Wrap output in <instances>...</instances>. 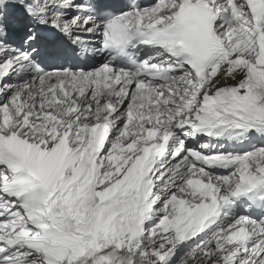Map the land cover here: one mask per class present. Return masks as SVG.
<instances>
[{
    "label": "snow or ice",
    "instance_id": "snow-or-ice-1",
    "mask_svg": "<svg viewBox=\"0 0 264 264\" xmlns=\"http://www.w3.org/2000/svg\"><path fill=\"white\" fill-rule=\"evenodd\" d=\"M203 135L264 140V0H0V264H264V143Z\"/></svg>",
    "mask_w": 264,
    "mask_h": 264
},
{
    "label": "bare ground",
    "instance_id": "bare-ground-1",
    "mask_svg": "<svg viewBox=\"0 0 264 264\" xmlns=\"http://www.w3.org/2000/svg\"><path fill=\"white\" fill-rule=\"evenodd\" d=\"M79 49H77V53L79 52L78 51ZM88 54V53H87ZM89 55V54H88ZM93 57H95V56H93ZM75 58H78L77 60L75 59ZM70 62V64H71V66H78V67H88L87 65H84L83 63H82V61H81V58H79L78 56H71V57H69V58H67L66 60H59V62ZM104 61H102V62H100V63H103ZM100 63H98V61H96L93 65H91V66H97L98 64H100ZM91 66H89V67H91ZM218 222V221H217ZM217 225H218V223H216L215 225H214V227H212V229H215L216 227H217ZM188 243H191V241H188Z\"/></svg>",
    "mask_w": 264,
    "mask_h": 264
},
{
    "label": "rangeland",
    "instance_id": "rangeland-1",
    "mask_svg": "<svg viewBox=\"0 0 264 264\" xmlns=\"http://www.w3.org/2000/svg\"><path fill=\"white\" fill-rule=\"evenodd\" d=\"M79 51V50H78ZM89 55H91V56H96V53H92V52H89L88 53ZM76 60L78 59V58H75ZM230 219V218H229ZM151 223H153V221L152 220H150L149 222H148V224H151ZM218 223V222H217ZM219 223H220V221H219ZM218 223V224H219Z\"/></svg>",
    "mask_w": 264,
    "mask_h": 264
}]
</instances>
